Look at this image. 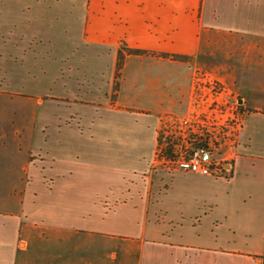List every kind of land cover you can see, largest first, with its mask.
Here are the masks:
<instances>
[{"label":"crops","instance_id":"obj_1","mask_svg":"<svg viewBox=\"0 0 264 264\" xmlns=\"http://www.w3.org/2000/svg\"><path fill=\"white\" fill-rule=\"evenodd\" d=\"M196 70L243 113L225 179L155 166ZM9 97L0 264H264V0H0Z\"/></svg>","mask_w":264,"mask_h":264},{"label":"built area","instance_id":"obj_2","mask_svg":"<svg viewBox=\"0 0 264 264\" xmlns=\"http://www.w3.org/2000/svg\"><path fill=\"white\" fill-rule=\"evenodd\" d=\"M242 126L243 113L232 93L196 70L184 113L161 126L155 166L169 173L225 179V166L238 156Z\"/></svg>","mask_w":264,"mask_h":264},{"label":"rangeland","instance_id":"obj_3","mask_svg":"<svg viewBox=\"0 0 264 264\" xmlns=\"http://www.w3.org/2000/svg\"><path fill=\"white\" fill-rule=\"evenodd\" d=\"M80 63L78 62V65H80ZM93 63L94 62L89 61L85 65H93ZM102 65H104V63H102ZM14 92H19V91H14ZM40 92L44 93L45 91H40ZM8 99H9V102L6 106H0V115L2 114V115H8V116H14V115L20 116V115H31L33 112L40 113V110L38 109V107L34 108L33 103H27L24 100H22L21 98L18 99L15 97H9ZM174 131L175 130H173V132ZM157 167L161 168L160 166H157ZM167 173H169V172H167ZM170 174H173V173H170ZM217 191H219V190H217ZM229 204L233 210V213L238 215L241 212L243 205L239 199L236 198L235 200H232V202H230ZM226 236L232 238V240H239L240 241V239H241L240 235H238V234H232V236H230V234H226ZM30 254H31V257L38 259V258H41L43 256H47V251L39 249V250H36L34 252H31Z\"/></svg>","mask_w":264,"mask_h":264},{"label":"trees","instance_id":"obj_4","mask_svg":"<svg viewBox=\"0 0 264 264\" xmlns=\"http://www.w3.org/2000/svg\"><path fill=\"white\" fill-rule=\"evenodd\" d=\"M129 52H131V53H140L138 51H133V50H130Z\"/></svg>","mask_w":264,"mask_h":264}]
</instances>
